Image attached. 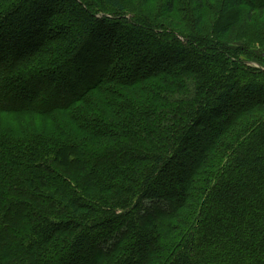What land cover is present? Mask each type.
Returning a JSON list of instances; mask_svg holds the SVG:
<instances>
[{"label":"trees","instance_id":"obj_1","mask_svg":"<svg viewBox=\"0 0 264 264\" xmlns=\"http://www.w3.org/2000/svg\"><path fill=\"white\" fill-rule=\"evenodd\" d=\"M243 7L264 0H0V264H264Z\"/></svg>","mask_w":264,"mask_h":264},{"label":"rangeland","instance_id":"obj_2","mask_svg":"<svg viewBox=\"0 0 264 264\" xmlns=\"http://www.w3.org/2000/svg\"><path fill=\"white\" fill-rule=\"evenodd\" d=\"M213 1L215 2L217 0H213ZM123 2H124L125 10L121 13V15L123 17L132 18V16L137 15V14H145V13H151V12L157 15V12L159 11V7L161 5L162 0H150V1L148 0H123ZM146 7L148 8V10ZM247 11H248V8L243 7V12H241L242 16L239 19L238 25L237 27L233 29V31L231 32L232 34L229 40L227 41L232 42V46L237 49L239 47H246V46H243L244 45L243 40L250 42L249 45H251V47L249 46V48L251 52L254 53L256 58L251 59L249 64L253 65L256 68H260V67L264 68V41L261 40L262 38H260L259 40L257 39V36L255 37V35L259 32V30L263 28L262 26H264V12L262 14L255 12L253 15L252 21L249 22ZM181 17L184 18V15H181ZM58 18L61 19V17H58ZM245 23H249V25ZM243 26H245V29ZM250 27H251V32L249 33V35L248 34L242 35L241 30L243 29L246 32ZM72 28H76V27L72 26ZM244 59L247 60L248 58H244ZM166 60H167L166 58L164 59L161 58L159 61L162 62V65L164 64L163 66L165 65L168 66V64H165L168 62ZM94 61L95 59L93 60V62ZM10 89L12 91H15L12 88ZM35 114L36 113L34 112H29L28 114L22 115V118L26 120V123L23 125L24 127L27 126V123H31L32 121H34ZM3 120H2V117H0V124L2 123Z\"/></svg>","mask_w":264,"mask_h":264}]
</instances>
